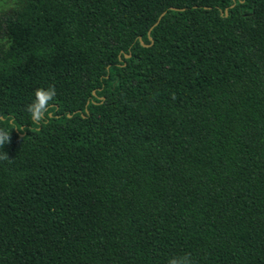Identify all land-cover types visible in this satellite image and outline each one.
<instances>
[{"label": "trees", "instance_id": "obj_1", "mask_svg": "<svg viewBox=\"0 0 264 264\" xmlns=\"http://www.w3.org/2000/svg\"><path fill=\"white\" fill-rule=\"evenodd\" d=\"M0 2V264H264V0Z\"/></svg>", "mask_w": 264, "mask_h": 264}, {"label": "clouds", "instance_id": "obj_2", "mask_svg": "<svg viewBox=\"0 0 264 264\" xmlns=\"http://www.w3.org/2000/svg\"><path fill=\"white\" fill-rule=\"evenodd\" d=\"M34 100L26 106V111L30 114L31 120L36 124H43L49 118L48 108L51 101L56 97V89L54 86H50L47 89L37 88L34 93ZM14 122L11 126V130L14 129ZM20 130V128H15ZM10 127H0V150L4 148L6 144H9L11 141L10 137ZM0 160H10L7 153L2 151L0 152ZM167 264H193L190 253H185L179 256L171 257Z\"/></svg>", "mask_w": 264, "mask_h": 264}, {"label": "rangeland", "instance_id": "obj_3", "mask_svg": "<svg viewBox=\"0 0 264 264\" xmlns=\"http://www.w3.org/2000/svg\"><path fill=\"white\" fill-rule=\"evenodd\" d=\"M10 3H6V2H0V8H5L7 6H9Z\"/></svg>", "mask_w": 264, "mask_h": 264}]
</instances>
